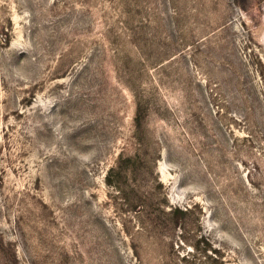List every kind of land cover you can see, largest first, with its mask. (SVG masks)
Segmentation results:
<instances>
[{
  "label": "rangeland",
  "instance_id": "obj_1",
  "mask_svg": "<svg viewBox=\"0 0 264 264\" xmlns=\"http://www.w3.org/2000/svg\"><path fill=\"white\" fill-rule=\"evenodd\" d=\"M0 264H264V0H0Z\"/></svg>",
  "mask_w": 264,
  "mask_h": 264
},
{
  "label": "trees",
  "instance_id": "obj_2",
  "mask_svg": "<svg viewBox=\"0 0 264 264\" xmlns=\"http://www.w3.org/2000/svg\"><path fill=\"white\" fill-rule=\"evenodd\" d=\"M137 121H138V123L140 124L141 123V121H142V115L140 114V115H137Z\"/></svg>",
  "mask_w": 264,
  "mask_h": 264
}]
</instances>
